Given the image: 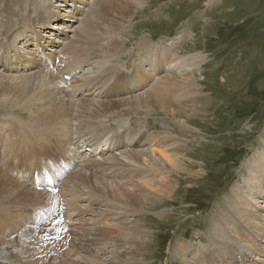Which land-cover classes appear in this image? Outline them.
Listing matches in <instances>:
<instances>
[{
    "label": "rangeland",
    "instance_id": "obj_1",
    "mask_svg": "<svg viewBox=\"0 0 264 264\" xmlns=\"http://www.w3.org/2000/svg\"><path fill=\"white\" fill-rule=\"evenodd\" d=\"M47 1L49 0H28L24 4L20 0H1L0 26L9 22L15 27L18 26L28 31V34H24L28 36L26 39H19V48H21V52H25L20 57L28 58L27 56H29L36 62H42L41 65H43L44 60L41 58L50 57L48 60L54 64L56 69L60 54L66 51L68 42L73 41L74 45L81 48L89 45L76 44L79 39L75 37L83 21L85 22L94 15V11L90 13V10H92L93 4L95 7L97 6L98 0H65V2L52 0L64 8L65 12L47 4ZM48 9L49 12H52V19L48 20L45 32L42 31L45 35L43 43L46 47L43 52L38 53L36 60L37 52L33 29L35 27L40 29L41 25L39 24L40 27H37L38 25L33 24L31 20L34 21L38 18L36 16L39 11ZM16 10L22 15H14L15 12L17 13ZM24 16L28 18L26 25H23ZM56 24H61V28L55 29ZM121 27L124 28L121 52L118 57L108 62L103 70L107 72L108 69L117 66L121 70H125L126 75H129L134 70L135 61L142 60V56L137 50L145 40L158 45L169 44L172 40L176 41L178 42L176 45L178 48L177 56L195 57V59L199 58L202 61V65L198 69L188 66L187 70L191 74L189 76H191L190 84L192 87H194L195 81L199 83L198 91H202L206 98L204 111L197 109L194 113L187 112L185 117H182L183 120L180 121L175 118L176 121L174 122L171 114L158 107L150 115L143 111L138 114H128L127 110H121L118 113L120 115L116 114L119 112L116 111L109 118H102L101 121L95 122L96 124L99 123L95 128L100 129L107 126L108 132L105 136H96L95 133L97 132L91 131L87 125L80 129L82 138L78 140L86 143V147L80 153L83 158L78 162L77 159L80 157L74 158L73 161L70 158L69 165L73 164V169L76 168L75 171L80 170L87 173L90 171L91 174L100 175L101 181L96 187L98 192L82 186L77 187L78 180L74 182L76 185H69L73 183L75 178L67 183L66 187L69 189L67 195L72 194L71 190L73 189L75 190L74 193H78L76 191L80 190L78 195L81 199L80 206H77L79 215H76L73 222L68 224L70 233L60 235L57 232H49L50 235H46V233L42 236L38 235L43 232L42 229L39 233L34 234L38 235L39 238L34 240L31 247L34 248V251L28 253L29 256L17 250L22 248L24 241L21 239L22 230L19 229V226L14 227V221L6 223L0 221V264H126L128 262L143 264L145 260H147V264H190L191 255H182L177 250V245L181 242L190 243L196 250L208 245L210 236L214 232L215 223L219 219L217 215L225 207L237 206L239 201L234 199V191L243 187L244 180L249 177L245 166L253 156L263 151L264 148V0H145L137 10L132 12L129 19L122 23ZM14 30L17 33L15 28L10 32L11 34L9 33L10 35L8 33L2 34L0 41L5 43L4 39L6 38L4 36L9 35L11 41L17 42L15 37L21 31L16 34ZM108 38V36L103 39L100 38L101 43L107 41ZM27 39L31 40L33 46L27 45L29 41L25 42V45L22 44V41H27ZM83 39L80 40L83 41ZM16 46H18V42L15 43ZM85 50L90 52L89 49ZM141 52L145 53L146 50L141 49ZM98 60L101 61V58L82 60L72 70L61 68V72L67 74L61 76L60 79H48L45 88L60 89L64 90L65 93L75 92L77 88L85 86L91 79L100 77L102 65H98ZM5 62L6 57L3 53L0 55L2 70L8 65L10 66V63L5 64ZM24 68L23 73L21 70L14 72L15 69L18 70L16 66L11 73H8L10 72L8 70L5 75L15 79L14 81H19V77L24 75L38 72L54 73V68L52 70L47 66L46 69H43L42 66L30 69L29 65L24 64L22 69ZM66 76L73 77V79H65ZM83 81H85L84 84H82ZM94 81L95 79L92 80V82ZM197 83L196 85H198ZM149 87L150 84L146 83L136 90L133 96ZM192 87L186 89L190 94L194 93ZM95 90L93 95L86 93L87 96L83 98L96 102L101 101V98L95 97L101 95L100 91L97 88ZM98 92L99 94H97ZM74 98L81 97L74 94ZM116 98L120 97H110L113 100ZM4 102L8 103L12 109L2 106ZM173 103V109L181 114L180 112H183L182 104L178 101H173ZM17 106L20 104H16L15 100L8 101V99L0 96V126L5 127V132L1 133L5 141L8 134L6 131L11 129L10 124H20V122L24 124L20 120L25 119L21 116L20 118L19 115H29V113L21 112L25 110ZM76 108L75 103L72 108L73 116L67 117L68 126L74 129L77 126L80 127L79 122L82 120L77 116L78 119L74 118ZM120 120L121 122H118ZM184 120H186V125ZM32 123L36 124L34 120ZM126 130L127 132H125ZM129 131L135 132L136 139L143 136V141L137 145L138 147H128L120 151L113 150L103 153V156H94L89 150L92 148L91 145L99 146L100 143H97V140L101 139L109 146L114 133L121 136L125 132L126 138L131 139ZM165 137H171V145L176 147L178 145V150L186 149V151H179V154H187L182 159L186 163L183 167L186 171L174 173L171 177L168 176L173 172L170 169L171 166H166V169L160 168L162 172L157 166H152L151 159H159L160 157L159 155L153 157L149 150L153 149L161 138L165 140ZM126 138H124L125 143ZM152 141L155 142L152 144ZM3 142L0 144L1 165L6 160L5 156L1 155L4 154L5 150ZM78 148L76 147L75 154ZM165 148L164 150H167ZM132 149L147 152V156L142 155L139 158L138 165L128 158L131 156L130 154H126L127 150ZM58 156L59 154L56 156L57 158L53 156L50 158L58 160ZM177 157L175 158L177 159ZM17 158H22V155H17ZM104 161L107 164L106 167H112L111 170L108 168L98 171L94 169L98 163H104ZM250 163L253 164V162ZM89 164L91 168H87ZM122 164L129 165L131 172L122 169L124 175H118L117 168H121ZM146 170L151 173H148L149 176H156V181L164 176H166V180L167 178L172 180L169 189L174 190L172 187H176L175 190L177 191L173 192L172 196L167 195L163 198L156 194L154 199L155 197L159 198L158 202L148 203L147 200H141L140 194L147 193L146 191L149 189L147 182H144V178L145 181L149 179L148 175L145 176L144 174ZM73 172L69 174L73 175ZM7 174H9L8 171ZM96 178L100 180L99 177ZM13 180L15 181L14 178ZM169 192H165L164 195ZM40 194H44V192ZM49 194L52 195V193ZM9 195L10 197L6 196L7 198L4 200L6 202L2 206L20 200L12 198L13 194ZM58 196L59 194H54L51 197L43 196L40 199L42 202L39 200L36 203L22 200L21 202L25 204L10 206H19L17 213L19 212L20 215V207L27 209L31 207L30 205L41 204L43 207H50L49 209L58 208V205L68 208L74 203L69 197L61 203ZM128 200L132 203L131 208L126 205ZM243 202L248 203L249 207L257 206L256 211L263 216V219L260 222L254 220L258 225L251 230L248 227L245 228L252 234L254 233L255 237L253 243L250 242L249 246L242 244L241 248H243L244 255L248 257L247 264H264V203L255 205L256 199L249 202L245 199ZM80 217L81 219L83 217L82 220L84 221L81 219L80 221ZM21 222V225H24L27 219L24 218ZM135 223H139L137 226L144 229H140L142 235H139V241L135 240L137 247L139 246V252L138 254L135 253V256L137 254L136 257L133 255L126 258V254L123 253L127 246L126 238L128 237L126 234L136 236L139 233H137V229L127 231L125 227L126 225L134 227ZM199 238H204L206 241L202 243ZM80 243L86 244L90 250H80L78 247ZM261 244H263L262 249H260ZM119 253L124 255L122 262L117 259ZM133 259L134 262H132Z\"/></svg>",
    "mask_w": 264,
    "mask_h": 264
},
{
    "label": "bare ground",
    "instance_id": "obj_2",
    "mask_svg": "<svg viewBox=\"0 0 264 264\" xmlns=\"http://www.w3.org/2000/svg\"><path fill=\"white\" fill-rule=\"evenodd\" d=\"M20 1L23 2L24 4L26 1L28 2V0H20ZM144 1L145 0H98L99 5L97 3V6L95 7V5L93 4L90 13L94 11V15L93 16L91 15L92 17L86 20L85 22L83 21V24L79 28L78 30L79 32L78 34L76 33L77 35L75 37L76 39H79L76 41L77 42L76 44L80 43L81 45H88V44L89 45L81 48L80 46L74 45L73 41L71 43L68 42L66 44L67 47L65 46L66 51H63L60 54L58 60L59 64L57 65L56 69L54 68V73L38 72L31 75L21 76L19 77V81L18 80L14 81L15 79L13 80L11 79L10 76L5 75L6 72H8V70H11L9 65L4 70L0 71V83H1L0 96L8 99V101L15 100L16 104L18 103L20 104V106L17 107H20L21 109L23 108L25 110L21 112L29 113V115H23V114L19 115V117L21 116L25 120L22 119L21 120L16 119V120L23 121L24 124H21V122L20 124L15 123V125H13L10 130L6 131L8 133V134L6 133L8 136V139L6 136L7 139L6 141L3 140L4 137L1 134L2 132H5L4 129L5 127L0 126V144L3 141H5L3 142L5 144V146H3L5 150L2 156H5L6 158L5 160L6 163L2 165L0 164V221L1 222L6 223V222L14 221L15 224L13 226L14 227L19 226V229L22 230L24 229L25 224L21 225L22 223L21 221L24 220L25 216H28V213L26 212V214H22L23 216L19 215L18 214L19 212L17 213L19 206H10V205L25 204L21 202L22 200L26 202L36 203L39 202V200L42 199L43 196L51 197L54 196V194L56 195L59 194L58 197L61 203H63V201L66 200V198L68 197L74 202L67 208L68 210L62 209L69 224L73 222L75 215H79V213L77 212V206H80L81 199L78 195V193H80V190L76 191L78 193H74L75 190L73 189L71 190V192L73 193L67 195L69 189H67L66 184L71 182L75 178L73 183L69 185H73V186L76 185L74 184V182L78 180L79 184L76 185L77 187L82 186L97 193L98 189L96 187L99 181H101L100 175L98 176L91 174L90 171L89 173H87L78 170L73 172L74 174L70 175L62 185L59 183L58 187H60V185L61 187L58 190V194L52 193V195H50L47 191H44V194H40L42 192L39 193L37 190H35L32 182L29 179H26L24 181L21 178L16 177L13 173H10L11 171L8 170L10 167L9 161H12V159H9V157H15L16 159L17 155L19 154H21L22 157H24L27 156L32 151L35 152L44 151V154H47L49 148L55 144L56 149L59 150L60 153L63 152L68 157L67 164H69L70 158L72 159V161L75 160L74 158H76L75 151L78 145L76 146L74 141L82 137L80 129L86 127L87 125L88 127H90L91 131L97 132L95 133L96 136L97 135L105 136V134H107V128L106 127L100 129L95 128L99 124V123L96 124L95 122L101 121L102 118H109L110 115L112 113H115L116 111H119L116 114L120 113L121 110L122 111L127 110L128 114H132V113L138 114L139 112L143 111L146 112L147 115H150L151 112L154 111L156 107H158L162 111H166L167 113L171 114L173 116L172 118L174 122L176 121L175 118H177V120L180 121L183 120L182 117L183 116L185 117V114L187 112L194 113L197 111V109L200 111H202L203 109L204 111V108L206 107L205 104L206 98L203 95L202 91L200 92L198 91L199 88L197 86H200L199 83L195 81L194 87H192V85L190 84L191 76H189L191 74H189L187 70L188 66L194 68L196 67L198 69V67L202 65V61L199 58L195 59V57L185 58V57L177 56L178 52L176 51L178 48H176L177 47L176 45L178 42L176 41L172 40L169 44L162 46V45H154L151 41L145 40L137 50L139 55L142 56V60L140 59L137 60L138 61L137 65H134V70L129 75H126V71L121 70L117 66L114 67L113 69L112 68L108 69L107 72L103 70L104 67L107 66L108 62L112 61L113 58L118 57L119 53L121 52V48L123 45L121 39L124 38L123 37L124 28L121 27L122 23L125 20L129 19V17L132 15V12H134V10H137L138 7ZM47 4H50L52 7L58 10L64 11V8L58 6L57 3L53 2L52 0L47 1ZM51 13L52 12L51 11L49 12V9L44 11H39V15L38 16L35 15L36 17H38L37 24H41L42 26H44L43 25L44 23L47 24L49 22L48 20L52 19ZM18 14L22 15V13L19 11H17V13L16 12L14 13V15L16 16ZM27 20H28L27 16H24L23 25H26ZM31 22H33L34 24L36 21L31 20ZM13 28H15V25L6 22L5 25L0 26V36H2V34L5 35L7 33L9 34L13 30ZM60 28H61V24H56L55 29H60ZM9 35L8 36L3 35L6 38L4 39V41L7 40L6 42H9L8 39L11 40ZM105 36L109 37L108 40L105 41L104 43H101L102 41L101 39L105 38ZM27 37H28L27 35H24L21 32L17 34L15 40H17L18 42L19 39H26ZM80 39H83V41H81ZM28 41L29 39H27L26 42ZM17 42L15 41L13 43L14 47H15V43ZM3 46L6 45H4V42L1 40L0 52L3 51V53L5 54L6 57L5 64H9V60H10L8 57L9 52H5ZM8 48L11 49L12 46H8ZM85 49L87 50L89 49L90 52L88 53ZM141 49L146 50V52L142 53ZM92 58H101V61L98 60L99 61L98 65L99 66L102 65V68L100 69L101 72L99 74L100 77H98V79L96 78L94 82L90 80L85 84V86L81 88H77L75 90V92H77L78 96L81 98L78 99L74 98V92L65 93L64 90H60V89L52 90L45 88L48 79H53V80L56 78L60 79L62 78L61 76L67 74L61 72L62 71L61 68L62 69L64 68L65 70H72L77 63L81 62L82 60L83 61L91 60ZM143 59H147V62L146 61L143 62ZM31 62L35 64L34 63L35 61H31ZM43 62L45 65L46 60H43ZM146 83L150 84V87L142 91L141 93H137L138 95L133 96V93L139 88L143 87ZM196 83L198 85H196ZM188 87L190 88L192 87L193 88L192 92H194L193 94L195 93L196 94L193 95L190 94V92L188 93L186 91ZM95 88H97L100 91L101 95L104 96V98L101 101L96 102L88 98L87 99L83 98L84 94L86 93L90 94ZM116 94H123L125 97L116 98L114 100L110 99L112 95L113 97H115L114 95ZM173 101L174 102L178 101V103L182 104L183 112H180L181 114H179V112H176V110L173 109V104H174ZM75 103L77 106L76 108L77 110L76 113L74 114L75 115L74 118L79 117L80 119H82L79 122L80 127L77 126L76 129H74L73 127H69L68 126L69 124L67 122V117L73 116L72 114L74 112L72 108ZM195 103L197 104L194 105ZM2 104H3L2 106L4 107L11 108L10 106H8V103L4 102ZM33 120L34 122H36L35 125L32 123ZM185 121L186 120H184V123ZM12 123L14 124L13 121ZM74 135L75 137L78 138H75ZM123 138L124 137H122L121 139L119 138L118 141L119 144L118 147L120 148H123L125 145ZM129 140L134 141L132 147H135L143 141V136L136 139V136L131 135V139ZM171 141H172L171 137L170 138L165 137V140L164 139L162 140L161 138L159 140V143L157 144L158 146L156 145L153 149H149L153 157L154 155H159L160 157L159 159L157 158L151 159V162L153 164L152 166L154 167L157 166V168L161 170V172L162 169L160 168L166 169V166L168 167L171 166L170 169L173 172H171L172 174H168V176L170 175V177L174 173H179V172L181 173L182 171L183 172L186 171V169H183L186 163L185 161H182V159L187 156V154L186 155L183 153L179 154L180 153L179 151H186V149L178 150L177 148L178 145L177 147L172 146L170 143ZM154 142L155 141H152V144ZM126 146H128L127 143ZM164 147H166L165 149L167 150H164ZM126 154H130L131 156H129L128 158L131 160V162L136 163L137 165L139 164V158H141L142 155L147 156V152L144 150H133V149L127 150ZM178 155H180V157H177ZM175 157H177V159ZM250 162H253V164H251ZM34 163L35 160L31 157L29 167H23L22 169L27 171L29 175H32L34 168L36 167V165L35 166L33 165ZM30 165H33L31 170H30ZM58 165H60L59 161H58ZM106 165L107 164H105L104 161V163L103 162L98 163L96 167H94V169H96L97 171L103 168L104 169L108 168L111 170L112 167L110 166L106 167ZM128 166L122 164L121 168H117L118 175H124V171H122V169H126V171L128 170L131 172V170L129 169L130 166L129 167ZM87 168H91L90 164L87 165ZM245 168L247 173H249V177L244 180L243 187H240L234 191L235 198L234 197L233 198L239 202H237L238 203L237 206L230 205L233 207H225L220 212V214L217 215L219 219L215 223V226L213 228L214 232L210 236L209 244L206 246L204 245L203 248L201 249L199 248V250L198 249L196 250V248L190 243L181 242L179 243V245H177V250L181 252L182 255L184 256L189 254L191 255L190 264H247L248 257L244 255L243 248L241 247L242 244L249 246L250 242L253 243L252 241L255 236L253 235L254 233L252 234L249 230H251V228H254L258 225L257 223L254 222V220H259L260 222L262 221L263 216L260 215L258 211H256L258 208L257 206L249 207V204L243 201L247 199V202H249L250 200L256 199L255 205L264 203V148L263 151L258 152L256 156L252 157L249 163L246 164ZM4 169L8 171V173L15 179V181L9 174H7V171H5ZM148 173L151 174L149 170H146L144 172L145 176H147ZM154 173L153 175H156ZM196 173H200V172H196ZM57 176L59 177L61 176L58 171H57ZM192 176L194 175L192 174ZM96 177H99L100 180ZM148 177H149V179L147 178L148 181H145L146 179L144 178V182H147L148 188L150 190L148 189L146 191L147 193L143 192V194H140L139 197L141 200H147L148 203L158 202L159 198L155 197L154 199V196L156 194L160 195V197L163 198L167 195L172 196L173 192L177 191L175 190L176 187L174 188L172 187V189L174 190L169 189L171 188L170 183L172 184V180L170 181L168 178L166 180V176H164L163 178L161 177L159 181L158 180L156 181L157 179L156 176L153 177L148 175ZM165 192H169V193L164 195ZM9 194H13L12 198L20 199V200L18 202H10L2 206V204L6 202V201L4 202V200L7 197H10ZM257 199L258 200L260 199V201H257ZM240 202H242V204H240ZM126 205L128 206V208L129 207L131 208L132 203L128 200L126 201ZM30 206L31 207L29 208H41V207L43 208L41 204L30 205ZM56 208L57 207H55L54 209ZM20 210L24 211L25 208L20 207ZM49 212L53 214V212L54 213L58 212V210L49 211ZM80 219L81 217L79 218V220ZM137 224L139 225V223H135L134 227H130L128 225H126L125 227L127 231H130L132 229L133 230L137 229V233H139L136 236L133 234H126V237H128L126 238L127 246L125 252L123 251V253L126 254V258L132 257L133 255L135 256V253L137 252L138 254L139 252V248H138L139 246L137 247L135 240L139 241L140 239L139 235L141 234L140 229L143 228L138 227ZM67 226L68 225H66V227ZM247 227L249 230L245 229ZM43 228L44 227L39 226L36 233L35 232L32 233L37 234ZM145 231L147 232V230ZM72 238L74 239V237ZM25 241L27 242L22 245V248L17 250L28 255V253L34 251V248L25 245L28 243L29 237H27ZM199 241L204 243L206 239L204 240V238H199ZM78 247L80 250H88V251L90 250V248L88 249V246L86 244L80 243ZM260 247H261L260 249H262L263 244H261ZM140 255H142L141 252ZM123 257L124 255L119 253L117 259H119L122 262ZM146 261L147 260H145L143 264H147ZM132 262H134V259ZM129 263L130 262L126 264Z\"/></svg>",
    "mask_w": 264,
    "mask_h": 264
}]
</instances>
